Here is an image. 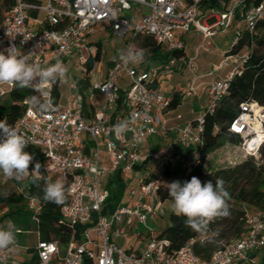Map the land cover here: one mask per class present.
<instances>
[{
    "label": "built area",
    "instance_id": "built-area-1",
    "mask_svg": "<svg viewBox=\"0 0 264 264\" xmlns=\"http://www.w3.org/2000/svg\"><path fill=\"white\" fill-rule=\"evenodd\" d=\"M205 1L208 0H47L44 5L41 0H14V6L0 26V52L7 55V50L14 47L18 54L28 55L31 62L42 67L48 66L46 57L50 53L55 62L59 58L64 64L74 53H86L88 59H94L97 48L91 44L89 37L99 24H109L113 34L119 38L131 34L128 46L136 47L135 40L147 35L170 52L184 47L176 40L177 32L186 35L197 30L205 38H212L231 30L237 15H240L239 23L245 28L235 30L231 45L233 50L243 38L244 30L252 35L264 20V0H226L225 9L208 8L209 15L201 22V8ZM41 13L45 15L43 21L38 18ZM245 58L246 55H228L227 62L233 65V70L226 78L217 76L221 66L213 68L209 76L215 79L208 92L205 114H212L228 94L235 76L242 73ZM181 64L192 72L196 71L193 60L186 58L178 60L171 57L161 67L145 73H139L132 64L120 62L109 72L105 82L93 85V91L104 97L105 104L92 123H88L79 112L64 110L56 104L53 84L45 85L44 92L49 94L56 111L41 113L26 101L29 106L14 124L0 117L26 136L30 143L26 148L37 147L42 151L47 173L64 183L69 198V203L61 211L63 219L73 229L66 253L61 258L59 242L40 240L37 247L39 264H259L256 255L264 251V212L247 211L245 236L216 251L209 261L198 257L193 249L196 243H208L209 237L199 236L180 251L170 253V243L160 239L149 224L155 218L156 210L147 201L158 198L166 168L182 164L191 172L200 164L204 116L195 124L173 129L175 141L152 155L157 177L132 190V197H138L134 206L120 207L111 219L104 215L110 197V192L101 187L104 175L118 170L130 171L141 162L145 141L168 133L164 116L170 106V97L159 89L149 88V85L155 76L170 74ZM124 73L132 81L126 95V120L133 122L131 126L134 130L117 136L113 130L115 125L107 120V110L119 98L118 80ZM194 84L195 80L185 92L189 97L195 92ZM16 88L19 87L13 84L0 85V97ZM49 96L41 95V99ZM230 132L241 138L240 149L246 155L257 157L264 146V108L252 103L242 104L241 113L233 121ZM84 134L94 140L96 151L93 161L81 149ZM100 141L104 142L111 156L110 168L99 165ZM18 194L24 196L28 209L38 222L40 202L27 194L26 187L18 188ZM133 220L141 224L149 237L142 249L129 252L114 239L127 240L128 234L121 232L120 226ZM113 226L116 227L114 230ZM77 229L80 230L79 235ZM92 234L98 237L100 243L92 240ZM77 236L82 243H78ZM12 258L10 249L0 250V264H8Z\"/></svg>",
    "mask_w": 264,
    "mask_h": 264
},
{
    "label": "trees",
    "instance_id": "trees-1",
    "mask_svg": "<svg viewBox=\"0 0 264 264\" xmlns=\"http://www.w3.org/2000/svg\"><path fill=\"white\" fill-rule=\"evenodd\" d=\"M14 3V0H0V26L7 12L14 6ZM227 3L228 1L226 0H208L203 3V6L222 10L226 8ZM240 20V15H237V23ZM239 25L243 24L239 23ZM238 28L244 29L245 26ZM136 42H139L141 47L150 53L153 62L169 61L171 57L178 60L186 58L184 49L169 52L166 47L158 44L151 36L143 39L137 38ZM102 54V46L99 45L96 57L87 62L88 69H92L96 62L101 61ZM229 54L246 55L245 64L242 68V73L235 76L228 94L220 102L217 109L212 114L207 113L204 115L205 122L201 135L203 145L200 147V164L195 166L191 172L184 168L182 164L168 166L164 171V185L158 192V199L161 203H165L167 201L171 202L167 183H172L173 181L183 183L190 181L193 176L199 178L202 183L210 180L215 183L217 178H222L225 181L224 186L231 196L228 201L231 216L220 219L210 225L212 229L219 233L217 237H214L213 243H196L193 247L195 254L207 261L211 259L216 251L223 249L232 240L245 236L246 226L244 218L248 211L245 210V207L255 208L257 212H264V146L259 152L260 159L248 156L242 150V152L238 150L237 154L241 159L239 164L220 166L217 162L220 150L227 149L230 145L240 149L242 140L239 136L230 132V127L240 115L241 105L252 103L264 108V20L257 25L254 34L251 35L244 30L243 38L239 40L236 47ZM149 88L158 89L159 83L153 81ZM33 95H37V93L32 89L16 88L8 95L0 97V117L8 119L11 124H14L29 106V98ZM53 95L57 104L60 97L59 82L53 84ZM184 97L185 95L182 92H174L170 97V106L167 112L178 109ZM26 101H29V103ZM193 123L195 124L196 121ZM25 151L34 157L29 167L30 172L33 170L35 163L39 162L42 165L41 174L52 181L56 180L47 173L46 158L39 148L28 147L25 148ZM43 187L44 180L34 184L30 174L27 178V194L36 198L41 206L39 221L35 222L33 226L30 224V226L39 232L41 240L59 242L63 252L73 235L72 227L63 219L61 213L62 208L69 203V198L66 196V201L63 205L46 203L43 200ZM1 205L10 207L9 215L12 216L14 224L19 229H24L27 225L22 220L23 212L33 217L22 195L14 193L9 196H0ZM11 207L15 209H11ZM184 219V217H176L171 212L169 216L170 226L159 236L160 239L170 243V253L180 251L189 242L201 236L186 228ZM79 231L77 229V235H79Z\"/></svg>",
    "mask_w": 264,
    "mask_h": 264
},
{
    "label": "crops",
    "instance_id": "crops-1",
    "mask_svg": "<svg viewBox=\"0 0 264 264\" xmlns=\"http://www.w3.org/2000/svg\"><path fill=\"white\" fill-rule=\"evenodd\" d=\"M208 8L209 7L204 6H202L201 8L203 21L205 19L204 17L206 15H209L207 11ZM44 16L45 15L41 13L39 14V17H37L39 18V20L43 21ZM238 27H243V25H239V23H237L236 21L231 30L224 33L220 32L212 38H205L204 35L198 32L197 30H193L191 33L186 34L189 38H202L201 43L196 47L195 55L193 57H190L186 53V42H184V37L186 35L177 32L176 40L183 43V49L186 53V58L193 60L196 66V71L192 72L186 65L181 64L175 71L170 74L155 76L153 81L159 83L158 89L163 92L161 88V82L164 78H166V76L171 74L182 78L192 77V79H187L188 82L189 79L190 81L192 80V83L194 80H206L197 90H195L194 94L191 97H187L193 98L195 103H198L200 106H203L207 110L209 102L208 92L211 83L213 82L215 77L209 76L211 72L209 74L198 73L201 72L202 69L198 67L196 61L199 59L201 51L206 53L211 52L212 47L209 45V43H211V45H213L217 51H222L224 46H229L228 49L222 52L223 55L219 60H215L213 63H210L212 65V70L215 66H221L222 69L217 73V76L220 78H226L228 74H230V72L233 70V65L227 62V57L229 52L231 51V45L235 38V30ZM100 31L101 33L108 31L109 34L107 35V38H117L122 42V45H120L118 48L115 46L114 49L112 47L110 51H108L106 45L101 40H98L97 33H100ZM131 37V34H129L125 38H119L115 36L111 31L109 24L96 25L93 28L89 38L91 44L97 48V52L99 45L102 46V59L100 62H96L92 69H88L87 62L92 59H88L86 53H83L82 55L74 53L70 57H68L65 63V66L69 70L68 78L67 82L59 81L60 97L57 104L64 110L71 109L76 112H79L80 114H82V116H84V118H86L88 123L94 122L97 119L98 113L103 109L105 101L104 97L101 94L93 91V85L95 83L105 82L109 72L121 62L119 59V55L121 51L127 50L128 42ZM145 37L150 36L143 35L138 38L143 39ZM135 44H138V47L136 48L143 49L145 51L144 62L132 64V67L137 69L139 73L151 72L153 68L161 67L163 64L168 62V60L163 62H153L151 60L150 53L146 49L141 47V44L139 42H136ZM46 61L48 65L55 64L52 53H50L46 57ZM71 69L75 71V74L71 72ZM123 77H126L129 80V85L126 88L122 87L120 84L121 79ZM131 83V78L127 73H124L120 76L118 80V85L120 88L119 98L115 102V104L109 107L107 110V120L109 124L117 125L123 121H127L126 95L131 87ZM174 92H182L186 96L185 92L183 91H173L171 93L173 94ZM203 92L205 93L206 100L202 104L201 98L199 96ZM184 100L185 97L183 99V102ZM194 108L195 105H192L191 110L189 112H186L185 114L177 113L178 109L166 112L164 117L167 121L168 133L153 136L145 141L141 152V162L136 164L130 171L118 170L114 173H108L104 175V177L102 178L101 187L110 192L109 200L104 208V215L106 218L111 219L112 214L122 206H134L135 202L138 200V197H132V190L137 188L140 184L144 182H149L150 180L155 179L157 177V171L154 168L152 162V155L175 141L174 135L172 133L173 129L183 127L184 125L193 123L197 120L193 117ZM179 145L182 146L181 144ZM81 149L83 150L88 159L92 161L95 159L94 154L96 151V146L91 136L87 134L83 135V144L81 145ZM99 150V165L103 168H110L112 165L111 156L107 152L103 141L99 142ZM147 202L151 204L156 210L155 218L149 222L150 226L154 229V224L163 225L159 214L164 212L166 208L163 206V204L158 198L155 200L149 199ZM167 212L169 214L168 216H170L171 211ZM9 213V210L4 213L0 212V223H3L7 220H11L14 223L13 218L11 215H9ZM115 228L116 227L113 226L112 230H114ZM166 229L159 232H156L154 229V232L159 237L161 233L164 232ZM120 230L121 232L128 234V239L123 240L121 238H115L114 240L117 244L124 247L129 252H136L142 249L149 237V234L143 230L141 224H139L136 220L126 222L125 224L120 226ZM26 232L32 231H24L23 229H20V232L17 235V245L8 248L13 253V258L8 264H39L37 247L39 241L41 240L40 234L39 232L34 231L37 235L38 243L37 245H32L28 244V240L24 237ZM91 237L93 241H95L96 243H100L98 237L95 234H92ZM77 241L78 243H82V239L80 237ZM95 250H97V248H95ZM65 253L66 247L64 248L63 252L61 247L60 257L62 258ZM256 260L259 264H264V251L256 255Z\"/></svg>",
    "mask_w": 264,
    "mask_h": 264
},
{
    "label": "clouds",
    "instance_id": "clouds-1",
    "mask_svg": "<svg viewBox=\"0 0 264 264\" xmlns=\"http://www.w3.org/2000/svg\"><path fill=\"white\" fill-rule=\"evenodd\" d=\"M7 53L5 55L0 52V85L13 84L19 88H33L37 93L49 96L44 92L45 85L66 81L68 78L69 70L59 58L55 64L42 67L39 63L31 62L28 55L18 54L14 47L9 48ZM119 59L125 65L143 63L145 51L129 45L126 51H121ZM41 95L31 96L30 103L41 113L56 111L50 96L42 100ZM132 123L123 121L115 125L113 130L119 136L134 130ZM29 144V140L17 127L9 125L6 119L0 120V173L18 182L28 178L30 174L34 184L44 180L43 200L46 203L63 205L66 201L64 183L60 179L52 181L44 177L39 162L35 163L31 172L29 171L34 159L32 154L25 151ZM224 185L222 178H217L215 183L211 180L202 183L195 176L190 181H173L167 185L171 197L170 211L176 217L185 218L186 228L209 237L208 243H213V238L219 235L210 225L231 216L228 204L231 196ZM19 232L20 229L11 220L0 223V250L17 245Z\"/></svg>",
    "mask_w": 264,
    "mask_h": 264
},
{
    "label": "rangeland",
    "instance_id": "rangeland-1",
    "mask_svg": "<svg viewBox=\"0 0 264 264\" xmlns=\"http://www.w3.org/2000/svg\"><path fill=\"white\" fill-rule=\"evenodd\" d=\"M42 3L45 5L47 3V0H41ZM149 11H147V14ZM217 13H220V11H217ZM200 21H203V18H200ZM98 40H101L107 47V50L110 51V49L115 46L118 48L120 45H122V42L118 40L117 38H107V35L109 34L108 31L100 33L98 32ZM202 38H189L187 35L184 37V42H186V53L190 56L193 57L195 55V50L196 47L201 43ZM209 45L212 47V50L210 53H206L201 51L199 59L196 61V64L198 65L199 68H201V74H209L212 72V65L210 63H213L215 60H219L222 55L223 51L228 49L229 46H224L222 51H217L216 48L209 43ZM110 47V48H109ZM136 47H138V44H136ZM139 49V48H138ZM117 50V49H116ZM71 72L75 74V71L71 69ZM73 75V74H72ZM190 78V77H188ZM187 77L182 78L176 75H168L166 78H164L161 82V88L163 92L167 93L168 97H171L173 91H183L186 92L191 88V83L192 77L189 79V82L187 81ZM206 80H196L194 84V89L197 90ZM67 82V80H66ZM121 86L126 88L129 85V80L126 77H123L120 82ZM201 98V103L203 104L204 101L206 100L205 93H201L200 96ZM192 105H195L194 108V114L193 117L196 118L197 120L204 116L206 113V109L203 106H200L198 103L194 102L193 98L185 96V100L183 104L180 106L178 109L177 113L185 114L186 112H189L191 110ZM173 113V112H172ZM176 113V114H177ZM241 151V149H238V147H234L232 145L229 146L227 149H222L220 152H218L219 157L217 158V162L220 166H234L239 164L241 159L238 157L237 152ZM242 152V151H241ZM261 156L258 155L256 159H260ZM167 183V182H166ZM170 184V183H167ZM27 186V178H25L23 181H16L14 179H9L6 178L2 173H0V196H7L11 194H18V188L21 187H26ZM163 206L166 208V210L162 213H160V218L161 221L163 222L162 224H154V229L156 232L162 231L166 229L168 226H170V221H169V214L167 211L170 212L171 208V202L167 201L165 203H162ZM10 207L7 205H1L0 206V212L4 213L7 210H9ZM11 209H15L14 207H11ZM245 210H248L250 212H257L255 208L251 207H245ZM30 214L23 212L22 215V220L25 222L27 225L23 229L24 231L31 230L32 232H26L24 237L28 240V244L32 245H37L38 243V238L35 231V228L32 226L35 224L34 218ZM24 224V223H23ZM32 224V226H30Z\"/></svg>",
    "mask_w": 264,
    "mask_h": 264
},
{
    "label": "bare ground",
    "instance_id": "bare-ground-1",
    "mask_svg": "<svg viewBox=\"0 0 264 264\" xmlns=\"http://www.w3.org/2000/svg\"><path fill=\"white\" fill-rule=\"evenodd\" d=\"M260 137H261V135H260ZM262 138V137H261Z\"/></svg>",
    "mask_w": 264,
    "mask_h": 264
}]
</instances>
